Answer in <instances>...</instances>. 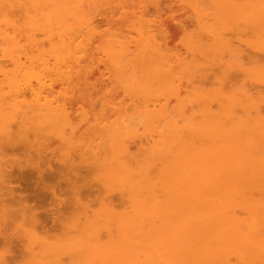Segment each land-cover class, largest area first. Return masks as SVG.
<instances>
[{
	"label": "rangeland",
	"instance_id": "obj_1",
	"mask_svg": "<svg viewBox=\"0 0 264 264\" xmlns=\"http://www.w3.org/2000/svg\"><path fill=\"white\" fill-rule=\"evenodd\" d=\"M50 1L61 2L62 0H50ZM74 1L79 4L80 10L83 15L84 23L83 25H81V27L79 28L77 27V29L76 26L73 25V27L75 26L74 31H72L73 30L72 29L69 32V33L72 32L71 34L74 36L73 37L72 35H68L73 37L72 43L70 45L72 46L73 49L66 56L58 55L56 54V52L55 53L51 52L52 50L51 44H56V42H58L59 40L57 38L58 36L56 35V33L54 34L56 37L52 35L54 37L51 36L52 39L50 38L49 40V36L47 37L45 33H43L44 32L43 30L42 31H40V29L35 31L32 30L31 34H33L34 41H36V42L32 41V43H34L33 46L31 44H28V42L31 43L30 41H28V38L25 39L26 37L25 33L27 32L26 27L25 29H20L21 31L18 30L22 34L18 33L17 29L20 28V26L23 27L20 21L24 22L25 20H28L30 16L29 14L35 13V15L37 14L36 16L40 15L41 11H39L40 10L39 6L36 5L34 7V10H32L30 6H27V8H30L31 10H28L29 13H26L27 15H24L25 17L22 14V12L24 11L20 10V7L18 6L17 7L19 8V10L15 6L12 7L14 9H9L8 12L12 10L11 13L6 12L8 8L2 9L4 10V12L2 11L0 12V14L4 13V20L5 17L7 16L6 18L9 20V23H11V25L10 24L7 25L9 27L7 28L5 24L0 22L2 24L0 25V28L2 26L5 32L9 34L8 37L12 35L11 37L14 36L13 38H15V41L19 40L18 41L19 46H23L24 50L20 49V51H17L18 54H20L18 55V57H19V62L21 64L20 65L21 67H17L14 64V62L9 59L8 55L6 56L1 53L2 49L6 50L7 48L6 46L7 43L5 45V41H3L4 42L3 43L1 40L2 43L0 44V81H1L0 83H2V88L0 89V94L6 93L7 95H9V91H11V93H14L12 95L11 94L9 95L10 96L9 99L8 97H6L7 95L6 96L4 95L7 99V100L4 99L5 102L8 101L6 103H8L9 107L12 106V108H23L27 103H31L36 98L39 99L40 102L48 101L52 103L53 106L63 105L66 107V110L68 112L67 114L68 120L66 122L67 124L65 122L64 125H62V123H58V125L57 124L54 125V123H52L53 125L51 124L50 126L48 124L47 119L50 120L51 116H49V118L45 116V119L43 116L40 117L35 116L33 119L36 123L38 118L40 119L43 118V121H45L46 123L44 124L47 127L49 125V127L47 128L44 127V125L40 124L42 120H40V123H38L37 121V124L39 125L35 124V126L37 125L39 127L40 125H42L43 129L44 128L45 129L38 130L39 128H42V126L39 128L36 126L37 129L34 132L37 135V137L40 135L41 138H39L40 137L39 136L37 139L36 135L35 138H32L31 136L30 138H32L31 139L32 144L36 148L43 150L44 153L47 154V156H50V161L52 163H54L56 159H60V160L64 158L67 159L69 157L68 153L70 152L73 153V150L75 149L77 151H79L80 149L87 150L86 155L89 157L92 154H95L92 152L93 151L95 152V150L97 149L96 151L99 150L98 151L99 154L101 153L100 157L104 156L101 158L102 160L100 159L99 156H97L98 160H100L99 162L106 161L105 163L103 162L102 163L106 164L104 166L105 168L106 166L108 168V166L110 165L113 166L115 165V163L117 164L115 160H117L118 158L119 159L122 158L120 156L124 157V155H122L121 153L122 152L124 153L126 151L127 152L126 161L128 165L127 167L129 170L131 169L130 171L126 169L128 173L126 171H123L122 169L121 170L122 172L120 171L121 175L118 174L119 175L118 176L116 174L119 177L118 178L115 175L116 167L115 168L111 167L112 174L108 176V178L106 177V175L104 176L103 174V172H105L106 170L105 168H104L105 170L98 169V171L96 170V172H94V176H97L100 179L102 178L101 180L99 179L98 181L100 182V184H102V190L103 192H105L104 197L106 196V194H108L107 196L111 197V195H113L112 198H116L114 197V194L115 193L119 194V197H122L119 200V202L121 201L122 204L121 202L119 203L118 201H116L114 205V209L117 212L115 211L113 212V214L108 212L106 213L105 209H103L105 202L102 201V199L99 200V203H96V201L93 202L96 199L95 198L92 201L93 205L90 203V206L87 209V215H88L87 218H89L92 215L93 217L92 216L91 217L94 218L93 220L92 219L90 220L91 217L88 220L86 218L83 219V222L86 223L85 225V223L81 222L82 220H79L82 219L83 216L81 217L79 214L75 212L73 214L72 211L73 215L77 214V216L75 215L76 217L75 216L73 217L71 213L69 214L70 216H72L69 217L70 219L65 218L66 217L65 216L62 221H64L63 223L66 222V225L64 224V226L62 227L63 224H61L60 228H58L59 227L58 226L57 227L58 229L56 228V230L55 229L52 230V232L54 231L56 232L54 236H52L51 235L52 232H50L48 237L45 240L42 241L40 240V242L37 238L35 239L36 234L37 237H39L38 235L42 234L38 228L36 234L34 233L31 234L30 232H34V231H32V227H30L28 223L27 224L26 222L24 223L23 222L24 220L21 219L19 216H15V217L12 216L14 218H11V221L10 219L7 222L4 220L5 225H3L4 222L3 224L2 222L0 223L1 225L0 232H3L2 230H4L5 232L7 229L5 233L10 234L14 239V244H15L13 249L14 254L12 256V254L8 253L7 245L3 243V241H1L0 239V261H1L0 264H33V263L46 264L48 259L49 261L47 262V264H51L50 263L51 261H55V263H57L56 262L57 259L60 260V261L58 260L60 262L59 264H86L90 259L87 260L85 257L90 258L91 254L94 255L95 252L98 251L104 252L106 254L105 255L106 259L108 257L110 258V260H112V262H114L117 259L116 256L117 254L120 253L121 255L120 254L119 255L120 257L122 256V258L119 257L120 258V259L118 258L119 262H115L116 264L124 263V261L122 262V259L126 258L128 253H130L132 259H137V256L134 254V252L135 253L137 252V255H140L141 253L140 257L142 258L139 257L140 260L141 259L144 260L146 258L144 262L147 264H158L157 258L159 259L160 256H161L160 259L162 260L159 263L166 264L167 262L168 264V262L171 261L169 263L177 264L179 263V261L181 263V259H182L181 264H184L185 261L188 260L187 257L185 258L184 256L183 257L181 256L180 260H176L179 258V256L176 253L174 254V251H172L171 254H167L166 252L170 253L171 251L167 248H164L163 245L162 246L160 244L156 245L160 249L154 248L156 247L154 245L155 244L154 242H156V240L155 241L154 239L152 240L153 233L151 234L150 231L151 232H153L154 230H158V232L160 230L164 231L163 227L164 228L169 227V226L168 227L164 226L163 222H162L163 224H161V221L159 220L158 217L160 215V218L162 220L164 216H162L160 213L159 214H154L155 212L150 213L151 217L150 216L147 217L146 216L147 214L146 215L143 214L147 218L146 217L143 218L144 216H139V217L136 216L134 218V221H132V223L134 222L136 226L139 221L141 220L146 221V222L142 221V223L141 222L139 223H141V225H143L142 227H144L141 228L143 232L145 231L147 232V230L153 228V231L151 229L148 231L151 234V236L147 232L149 236L147 237V239L144 238L145 240L143 247H142L143 245L142 243L138 245V248L140 247L139 249H137L136 246H135L136 249L134 247L132 248L131 246L132 243L131 242L127 243V241H124L123 243L126 245V247L129 244L128 246H130L129 247L130 252H128L129 250H127L126 248L125 249L123 248V245L120 244V242L122 243L121 241L122 234L120 233L121 231H124V229L125 231L128 230L130 218L127 216V212L130 211L131 214L130 207L132 205L130 203L128 196L132 193L133 194L135 193L134 195L132 194V197L137 195V198H139L138 196H140V198L143 196L144 198V196L147 195L148 189H150L149 186L151 187V183L148 182L152 181L151 177L155 174V172L158 171L159 167L165 164L163 160L165 158L163 157L164 151L162 150V146L161 147H157V146H159V144L162 145L161 142L164 143L162 140L165 141L169 139L168 136H170L171 133L174 134L173 128H175V130L181 131V133L183 130L182 133L183 137H186V140L187 139L190 140L189 138L190 134H188L190 131L186 132V129L189 128L188 130H190L193 127V125H195L198 128L200 137L198 136V138H196L195 141L193 142L198 144L197 146H200L202 148L205 147L208 148L213 145L216 146L217 143L221 142L219 140H216L218 136L215 137V140L217 142L214 140V138H212V136L211 137L206 136L208 134V133L206 134V132L208 131L207 127L213 128V126L211 127L209 125L211 124V121L216 122V120L218 119V121L220 120L219 126L220 124L224 123L223 124L224 127L225 126L226 127L234 126L235 128L237 127L236 129H234V131H232L231 135L229 136L231 137L234 135L232 137L233 142H240L243 140L240 138L243 137L245 134L247 135L244 127L245 124L242 126H237L238 124H240L241 120H243L242 122L246 120L247 121L246 124H250V125H256L257 124L256 122L264 125V28H262L264 27V22L261 21L262 23L261 24L259 21L258 23L257 22L255 24L253 23V25L249 22H245L244 24L245 20L243 19L244 17H247L246 15L250 13L249 11V13L246 14L248 9L254 11L253 8L256 9V7L258 6L256 10L260 12L261 10L259 8L264 7V0H256V1L249 0L251 3L248 0H243V1L236 0V2L240 6L241 14L244 12L243 10L246 11L242 15H240L239 12L236 13L239 7L236 8L235 12L233 11V7H231V4H234L235 2L231 0L228 1H231L232 3L229 2L226 3L227 0L225 1L221 0V2L224 3L222 5L225 6H222L220 4L221 2H218L219 3L218 5L216 2L217 0H68V2H74ZM245 1L248 2L243 5H240V3H244ZM18 2L20 3L21 0ZM18 2L16 4H18ZM22 2L24 4H27L28 1L22 0ZM215 2L217 6L219 7L222 6V8L216 7ZM252 3H254L253 5L257 3V5L253 7ZM36 4H38V2ZM247 4L250 6V8L247 7L248 6ZM251 6L253 7L252 9ZM224 8H225V12H224ZM219 10H221V12ZM253 11H251V13H253ZM258 11H254V14L255 12L257 13ZM231 12L233 13V15H231L232 14ZM6 13H8V15H6ZM35 15L33 14L34 17ZM226 15L227 17H224ZM26 16H28L27 19H25ZM218 16L221 18H218ZM39 17L41 18V16ZM40 18L38 19L37 17L39 21L42 20ZM236 18L238 20H236ZM13 22L18 25L19 23L21 24L19 25V27L18 25H16L18 27L17 28L16 26H14ZM139 22L140 23L143 22L142 23L143 25L145 23L146 24L145 27L148 33H150V35H153V38L156 41V43L158 41L157 43L158 45L159 43L161 44L160 48L163 52V55L166 54L165 58L166 59L168 58L167 60L169 61L167 62V60H165V65L167 64L168 66L167 76L168 78L171 79L172 82L170 83V79L166 80L167 82L164 79V81H162V83L164 84L159 83L161 85V89H160V86L156 81L158 86L156 87L154 86V88H156L154 89L155 91L152 89V87H148L146 89L148 85L143 84L141 88L140 86L138 88L134 86L135 85L134 84L132 86L136 88L135 91L138 88V93L136 92L135 94L132 91L133 88H130L132 86L129 87V84L127 83L129 80H130L129 82H131L132 80L131 75L133 77L134 74L132 72H129L130 70L127 71L126 69L128 68L124 70V72L127 71L125 72L126 75L123 71H122L124 73L123 75L122 72L121 74H119L120 72L117 71L118 69V67H116L117 65L113 66L114 62H112L113 64L111 63L112 59L110 56H107L105 51L107 49L106 45L110 44L109 42L111 41V39L113 38L115 39L116 37L115 39L116 47H114L113 45L114 42L113 44L112 43L110 44L111 46L114 47V49L119 50L117 48H120L119 46L121 44L124 45V42L126 41L125 45L127 44L126 46L127 50L129 52H133L135 50L134 49L135 46L133 45L134 44L136 45V41L139 38L137 32V27L140 25ZM248 23L249 25H247ZM237 24H239L238 25L239 27H237ZM254 25H257V27ZM242 26L243 27L246 26V27L243 28ZM15 27L16 29H14ZM250 27L252 29H250ZM12 30H14L15 32ZM259 30L261 32H259ZM26 34H28V32ZM67 34L64 35L67 36ZM111 35H115V37H111ZM66 36H64L65 39H68V37ZM109 38L110 41L108 42ZM117 42L119 44L118 47H117ZM21 51H23L25 54L23 52L21 54L20 53ZM29 55L30 57H28ZM246 55L256 56V59L254 61L252 60L253 62H250L251 58L249 59ZM176 64L178 65V68H175ZM172 65H174V68ZM177 69L180 70L177 71ZM24 71L25 73L26 72L29 73L26 75ZM117 72H119L118 74L120 75L119 77L121 78V81L118 80L119 77ZM4 73L6 74V76H12V75L17 76L16 78L21 79L22 81L23 79H25L24 82L29 81L31 87H33L32 90L31 91L24 90V91H20V93L19 92L15 93L13 89L10 90L11 87L6 86L8 84L6 78H5L6 83H4ZM24 74L26 75L25 78H24ZM173 74L174 76H177L179 74L178 75L179 77L175 78L174 76H172ZM121 75L124 77H122ZM173 77L175 78V80H173L174 79ZM133 78L136 79L135 77ZM21 80L18 81L21 82ZM136 80H132V82ZM154 81L155 80H153V82ZM156 82L154 83L155 85ZM149 88L150 90L152 89L151 91H153L152 92L153 97H156V99L150 98V96L148 95L149 94L148 91H150L148 90ZM140 89L141 91H139ZM151 91H150V95H152ZM223 92L229 95L226 97L227 94L225 95ZM218 93L221 94V96H219ZM231 93L234 95H232ZM232 96L235 98L231 99ZM227 99L229 102H226ZM234 99L235 101H233ZM144 100H146L145 103H143ZM154 100H155V104H154ZM6 103H4L5 107L7 106ZM146 106L149 109H147ZM143 108H146L145 110H149V113H147L148 115L140 111V109H142L144 112L145 110ZM154 109L156 110L153 111ZM257 110H258V114L256 115L255 111L257 112ZM161 112L164 113L165 115L149 116V114L154 115ZM237 118H239V120ZM51 122L53 121L51 120ZM213 124L214 123H212V125ZM216 124L217 123H215L214 126H216ZM198 125L200 128L198 127ZM168 126L170 127V129ZM184 126L186 127V129L184 128ZM176 127H180V128L177 129ZM201 127L204 128L202 129L203 131L201 130ZM205 128L206 131L204 133ZM201 133L202 135L205 134V136L204 135L201 136ZM164 135L167 136V139L165 138L166 136ZM214 136L215 135H213V137ZM2 137L3 136L0 135V145H1L0 148L3 147L4 149V142L2 141L4 137L3 138ZM163 137L165 139H163ZM210 138H212L213 141L212 139L210 140ZM247 138L248 140H250L252 139V136L248 137L247 135ZM33 140L35 142H33ZM158 140H160L161 142H159L156 145L157 147L156 150L154 149L155 147L154 145L155 143L158 142ZM214 141L216 144H214ZM166 142L168 143V140ZM245 146H248L247 142L244 143L243 149L248 148ZM48 150H50L51 152ZM116 150H118L120 156ZM47 151L50 152V154ZM115 151L116 154L118 153L117 155H115ZM8 152H5V154ZM66 155L68 156L66 157ZM117 156L119 157L117 158ZM154 156L155 157L158 156L157 158H160L161 160L156 158L158 160L157 163V160L153 158ZM8 160H9L8 156L4 155V165H8L7 164ZM112 161H115V163H113ZM151 161L154 163V166L153 165L150 166V163L153 164ZM100 166L103 167L101 164ZM137 168H139L140 170H138ZM134 169L137 170V172H135ZM100 170H103V172ZM117 170L120 169L117 168ZM123 172L128 174V176H126L125 173L123 174ZM131 172L132 174L135 173L138 174L139 176H136L135 174L131 175ZM144 177L146 178V180L144 179ZM148 177L149 179L150 178L151 179L147 182ZM118 180H121V182H118ZM142 181H146V182H142ZM144 183H146V185ZM140 184H143V186H141ZM130 187L133 188V192L130 190ZM100 188L101 187H99V189ZM124 188L126 189V191L124 190ZM136 189L138 190V192ZM102 190L100 191L102 192ZM128 190H130L131 192ZM252 190L245 191V196L250 197V199H253L251 200L252 202H254V199L258 200V198L260 199V197L264 195L262 194V192L259 191L257 192L255 189ZM148 194L150 195V192ZM154 194L162 195V192L154 190ZM250 194L253 195V197ZM149 195H147L146 197L148 198ZM119 197H117V199ZM137 198L135 197L136 200ZM97 199H99V197ZM239 200L240 198L238 199V201ZM100 203H103V205H100ZM127 203H129V205ZM260 204L262 205L264 203L261 202ZM260 204H258L259 208L255 209L256 212L255 211L253 212L251 210H246L247 209L246 207V209H244L245 211H242L243 208L242 209L238 208L237 211L236 208V214L238 216L247 219L249 218V214L250 213L252 214V212L253 214L260 212L264 213V209H262L264 207H260ZM127 205L130 207H128ZM127 208H129V210ZM101 210H104L105 212L104 211L102 212ZM88 211L90 213H88ZM130 214L128 215L130 216ZM115 216H116V220L114 218ZM120 216H122L124 219L128 217V221L125 220L126 221L125 223L124 219ZM153 217L154 218L156 217L155 220H153ZM16 220L18 222L20 220H23L22 222L26 225L24 226V224L21 223L20 221L21 226L27 227L28 225V227L31 228V230L29 229L27 230L26 228L25 229L30 232H27L24 229V227L22 228L21 226H19V223L18 222L16 223ZM104 221L105 223H107L106 226H108L107 228H109L107 230H109L108 232L110 233V235H108L109 233L107 234V230H105L106 226L103 225ZM120 221L124 222L125 224L122 222L119 223ZM155 221L157 222L158 226H155L156 225ZM12 222L13 223L15 222V224L17 225L13 224ZM87 222H89L90 224L88 225ZM150 222H152L151 225H154V227L150 226ZM176 222L177 221H175V223ZM145 223H147V225ZM121 224L124 225L121 226ZM46 225L47 226L51 225V219H48ZM159 225L163 227H160ZM173 225L177 226L176 224ZM6 226L7 228L5 229ZM96 228H99V230H96V233H94ZM169 229L172 230L173 228L171 227ZM169 229L166 230L168 231ZM116 230H117V234H116ZM168 232L170 233L171 231L169 230ZM163 235L165 236L169 234L168 233L165 234L164 232ZM93 236L97 241V242L95 241L96 242L95 245H94ZM47 239L48 241H50L51 244L48 243V245H46L45 241H47ZM105 240H107V244ZM150 240L152 241L150 242ZM38 242L40 244H37ZM88 242L90 244H88ZM182 242H183L182 244H184L185 241ZM52 244H54L53 248H52L53 246ZM87 244L90 245L91 247H89ZM113 244L115 246V249L119 248V246L121 245L122 247H120V249L122 251L118 250L117 252L115 251V249L113 250L114 247L112 246ZM179 244L182 245L181 242H179ZM39 245H43V246L41 247ZM116 245L118 246L116 247ZM148 245H150L151 247H149ZM29 246L31 250L28 252V250L30 249ZM49 246L51 248H49ZM92 246H94L95 248H93ZM147 246L149 250H151L150 253L148 252V248H146ZM111 247L112 249H110ZM162 247L165 250H161L163 249ZM96 248L98 249V251L97 250L95 251ZM143 248L144 250L147 249L144 251L145 254L143 252ZM44 249H46V251ZM132 249H135V251L133 252ZM140 249L141 251H138ZM40 250L44 251V253L41 252ZM49 251H51L52 254H49ZM120 251L121 252L124 251V252L121 253ZM146 251L149 254H147ZM47 252L49 255H51V257L48 255V257L46 256L48 259L45 260V255H47ZM112 252H116L117 254ZM97 254L99 253H96L95 255ZM114 254L116 256H114ZM150 254L151 256L153 255L152 256L153 258L150 256ZM163 254L165 257H167V260L163 256ZM232 254L231 256H229L228 259L230 264H236L237 262H238L237 264H240V262L235 257V255L233 254L234 256H232ZM30 255L31 256L33 255L32 258ZM147 255L150 262L149 260H147ZM170 256L174 258L168 260L170 259L169 258ZM49 257L52 259L50 260ZM115 257L116 259L114 260ZM129 257L127 258L129 259ZM150 257L153 259L152 262H151L152 259ZM163 257L165 258V260L163 259ZM53 258H55L56 260H54ZM96 259L95 257L93 258L94 264H97L98 260ZM30 261L33 263H30Z\"/></svg>",
	"mask_w": 264,
	"mask_h": 264
},
{
	"label": "bare ground",
	"instance_id": "obj_2",
	"mask_svg": "<svg viewBox=\"0 0 264 264\" xmlns=\"http://www.w3.org/2000/svg\"><path fill=\"white\" fill-rule=\"evenodd\" d=\"M18 1H20V0H0V10H1L0 12H2V11L4 12V10H2L4 8H8L6 10V12H8L9 9H14V8H12L13 6H15V7L18 6V7H20V10L24 11V12H22V14L24 16V15H27L26 13H29L28 10H31V9L34 10V7L36 5L39 6V8H40L39 11H41L40 15H39V16H41V18L39 16H36L37 14L35 15V13H33L36 18L33 16V14H29L30 15V16L28 15L29 18H28V16H26V18H25V19L28 18V20H25L26 22L20 21L22 24L19 23V25L20 24L23 25L24 28L21 26H20V28H18L19 25L15 24L13 22L14 26L18 25V27L16 26L18 28L17 31L18 30L21 31L20 29H25V27H26L28 34L30 33L28 35V34H26L27 32L25 31L26 32L25 33V35H26L25 39L28 38V41L31 42V43H29L27 41L28 44H31L33 46L34 43H32V41L36 42V41H34L33 34H31L32 30H34V31L39 30V29H40V31L43 30L44 31L43 33H45V35L47 37L49 36V40H50V38L52 39V37H54L55 36L54 34L56 33V35L58 36L57 38L59 39V40L57 39L59 43L58 42H56V44L50 43L51 47H52V50L50 49L51 52H54V53L56 52V54H58V55H65V56L68 55L70 53V51H72V49H73L72 46H70V45H71L73 37H74L71 34L72 32L71 33H69V32L72 29H73L72 31H74L75 26L77 29V27L78 28L81 27V25H83V23H84L83 15H82V12L80 10L79 4L75 1L74 2H68V0H64V1L62 0L61 2H59V1L55 2V1H50V0H41V1L40 0H27L28 1L27 4H24L22 2V0L20 3ZM223 1H225V0H223ZM231 1H233L237 4V7H236L235 3H234L235 5L231 4V7H233L234 12H235L236 8H238V7L239 8L237 9L238 11L236 13L239 12L240 15H242L244 12H246L245 10H243L244 12L241 14L240 6L236 2V0H231ZM231 1L227 0L226 3H228V2L232 3ZM250 1H252V0H250ZM254 1H256V0H254ZM17 2H18V4H16ZM37 2H38V4H36ZM216 2L219 5L218 2H221V0H219V1L217 0ZM216 2H215V5L218 8H220V7L222 8V6H225V5H222L224 3L221 2L220 4L222 6L219 7V6H217ZM247 2L245 1L244 3H240V5H243ZM254 3H252V5ZM255 5H257V3ZM255 5H253V7H255ZM258 5H259V3H258ZM27 6H30L31 9L27 8ZM18 7H17V9L19 10ZM247 7L250 8L249 5ZM253 7L251 6V9ZM257 8H258V6L256 7V9ZM253 9H254V11H258L255 8H253ZM259 9L261 11L260 12L258 11L257 13L255 12V14H254L253 10L248 9L246 14L249 13V11H250V13H251V11H253V13H251V14L249 13L248 15H246L247 17L243 18L245 20L244 24H245V22H249L252 25H253V23L254 24L256 22L258 23L259 21H260V23H261V21L264 22V11H262V10H264V7H261ZM219 11L221 12V10H219ZM11 12H12V10L9 11L8 13H11ZM35 12H36V10H35ZM224 12H225V8H224ZM8 13H6V15H8ZM231 15H233V13ZM0 16H1V19H0L1 23L5 24V26H7L9 24L11 25V23H9V20L6 18L7 16L5 17V20H4V13H1ZM221 16H222V14H221ZM230 16H228V17H230ZM37 17H38V19L39 18L42 19V20H40L41 22L37 19ZM224 17H227V15ZM218 18H221V17L218 16ZM236 20H238V19L236 18ZM1 23H0V25H2ZM13 23H12V25H13ZM142 23L139 22L140 25L137 27V32H138L139 38L136 41V45L135 44L133 45V46H135V48H134L135 50L134 51L132 50L133 52H129L127 50V47H126L127 44L125 45L126 41L124 42V45L121 44L119 46L120 48H117L119 50L114 49V47H116V44H115L116 37H115V35H111V37H115V39L113 38L110 41V38H109L108 42L110 41L109 42L110 44L111 43L113 44V42H114V44H113L114 47L111 46L110 44L106 45L107 49L105 48L106 49L105 53L107 54V56L111 57V59H112L111 63L114 62V64L112 63L113 66L117 65L116 67H118V69H119V70L117 69V71L120 72V73L117 72V74L118 73L121 74V72L122 71L124 72V70L126 68H128V69H126L127 71L130 70L129 72H132L134 74L133 77H135L137 80L134 79L131 75L132 80H136V81L132 82V80H131V82H132L131 83V82H129L130 81L129 80L127 82L129 84V87L135 84L134 86H136L138 88L140 86V88H141V86L143 84H145V85H148L146 87V89L148 87H152V89L154 90V89H156V88H154V86L155 87L158 86V84L162 83V81H164V79H165V81L170 79L167 76L168 66H167V64L165 65V60H167L168 58L167 59L165 58L166 54L163 55V52L160 48L161 44L159 43V45H158L157 44L158 41L156 43V41L153 38V35H150V33H148V31L145 27L146 24L144 23V25H143ZM249 23L247 25H249ZM261 24H260V27H261ZM73 25H75V26L73 27ZM238 25L239 24H237V27H239ZM254 26L257 27V25H254ZM254 26H253V28H254ZM16 27L14 29H16ZM244 27H246V26H244ZM7 28H9V27L7 26ZM262 28H264V27H262ZM250 29H252V28L250 27ZM241 30H242V28H241ZM260 30H259V32H261ZM12 31H14V30H12ZM19 31H18V33H21ZM29 31H31V32H29ZM64 34H67V36ZM8 35L9 34L7 32H5V30L1 26V28H0V44L3 41H5V45L7 43V45H6L7 48L5 47L6 50L2 49L1 53L3 55H6V56L8 55L9 59L12 60L17 67H21L20 66L21 64L19 62V57H18V55H20V54H18L17 51H20V49H23V46H19V43H18L19 40L15 41V38H13L14 36L11 37L12 36L11 35L8 37ZM52 35H54V36H52ZM63 35L68 37V39H65V37ZM68 35H72L73 37L68 36ZM62 37H64V38H62ZM70 38H72V39H70ZM1 40H2V42H1ZM65 40H67V41H65ZM68 40H71V41H68ZM117 40H118V38H117ZM118 45L119 44L117 42V47H118ZM22 52L23 51H21L20 53L22 54ZM15 53H16V55H15ZM246 56L249 59L251 58L250 62H253L256 59V56H252V55H246ZM28 57H30V55ZM167 62H169V61L167 60ZM172 66L174 68V65H172ZM175 68H178L177 64H176ZM178 70H180V69H177V71ZM245 70H248V69H245ZM127 71H125V72H127ZM177 71H176V73H177ZM123 72H122V75L125 73V72L124 73ZM24 73H25V71H24ZM28 73L29 72H26L25 74L27 75ZM25 74H24V78L26 76ZM119 74H118V77L120 76ZM125 75H126V73H125ZM178 75L174 76V74H173L172 76L177 78V77H179ZM16 77L17 76H14V75L6 76V74L4 73V83H6L5 78L7 79V83H8L7 85L6 84H4V85L11 87L10 90L13 89L15 91V93H17V92L20 93V91H24V90H29V91L32 90L33 87H31L29 81L24 82L25 79H23V81H22L21 79H18ZM122 77H124V76H122ZM175 78L173 80H175ZM18 80L19 81L21 80L22 83L19 82ZM118 80L121 81V78L119 77ZM124 80H125V78H124ZM153 80H155V81L153 82ZM122 81H123V78H122ZM156 81L158 82V84ZM155 82H156V85L154 84ZM171 82L172 81L170 79V83ZM0 84H1L0 85V89H1L2 83H0ZM150 84H151V86H150ZM162 84H164V83H162ZM159 86L161 89L160 84H159ZM130 88H133V90H132L133 93H135V94H136V92L138 93V88L136 91H135V89H136L135 87L132 86ZM148 90H150V88ZM139 91H141V89ZM150 91H148V93H149L148 95L150 96V98L156 99V97H153V94H152L153 91H151L152 95H150ZM219 93H221V92H219ZM223 93L225 95L227 94L225 92H223ZM10 94L12 95L14 93H11V91H9V95ZM4 95L6 96L7 94L6 93L0 94V135H2L4 137V139H2V141L4 142V149H3V147L0 148V223L2 222V224H3V222H4L3 225H5V221L7 222L9 219L11 221V218H14L15 216H19L21 219L24 220V221L20 220L21 223H23V222L24 223L26 222V224L28 223L29 226L32 227V231H34V232L27 231L28 229L31 230V228H29L28 225H27V227H24L26 224L23 223L24 224L23 227H24V229L25 228L27 229V230L25 229L27 232H30L31 234L32 233L36 234L37 228L39 229V231L43 235L41 233H39L41 235H38L39 237H37V234H36L35 239L37 238L40 242V240L41 241L45 240L48 237L49 233L52 232V230H54V229L56 230V228L58 226H59L58 228H60L61 224H63L62 227L64 226V224L66 225V222L63 223L64 221H62V220L64 219L65 216H66L65 218L72 217L69 215L70 213H71V215H73L75 212V213L79 214L81 217L83 216L82 219H79V220H82L81 222H83V219H85V218L88 220L92 215L89 218H87L88 217L87 209L89 208L90 203L92 204V201L95 198L96 199L93 202L96 201V203H99V200L102 199V201L105 202L103 209H105L106 213L108 212V213L113 214V212L116 211L114 209V205H115L116 201L119 202V200L122 197H119V194H116V193H115L116 195L114 194V197H116V198H112L113 195H111V197L107 196L108 194H106L107 198H106V196L104 197L105 192H103V190H102V184H100V182L98 181L100 178H98L97 176H94V172H96V170L98 171V169H104L105 168L104 166L106 165V164H103L106 162L105 160H104L105 162L102 161L103 163L99 162L100 160H98L97 156L100 157V154H101V153L99 154V152H98L99 150L96 151L97 149L96 150L93 149V150H95V152L93 151L92 153H95V154L90 153L92 155L89 157L86 155L87 150H81L80 149L79 151H77L75 149V150H73V153H71L69 151L70 153H68L69 157L67 159L66 158L61 159V160L56 159L55 162L52 163L50 161V156H47V154H45L43 150L36 148L32 144L31 139L35 138L36 134L34 131L37 129V127H38L37 125H39V124H37V121H38V123H40V120H42L40 124L44 125V127H47L45 125L46 124L45 121H43V118L42 119L38 118V120L36 119L37 121L35 123V121L33 120L34 117L35 116L36 117L43 116L45 119V116H47V118H49V116H51L50 120L47 119L48 124L50 126L52 123H54V125H56V124L58 125V123H62V125H64L68 120V118H67L68 112L66 110V107L63 105H61V106L54 105L53 106L52 103H50L48 101L47 102L46 101L40 102L39 99L36 98L31 103H27L25 105V107H23V108H12V106L9 107L8 103H6L8 101L5 102V100H7L6 97H8V99H9L10 96L7 95L5 97ZM228 95L229 94H227L226 97ZM232 95H234V94H232ZM219 96H221V94H219ZM233 98H235V97L232 96L231 99H233ZM145 101L146 100H144L143 103H145ZM233 101H235V99ZM226 102H229L228 99ZM4 103H6L8 108H7V106L5 107ZM147 103H150V102H147ZM151 104H152V102H151ZM154 104H155V100H154ZM146 108L149 109L147 106H146ZM146 108H143V109L145 110ZM164 109H166V108H164ZM155 110L156 109H154L153 111H155ZM140 111H142V113H145V114L149 113V110H145L147 112H145V111L143 112V110L140 109ZM255 113L257 115L258 110H257V112L255 111ZM164 115L165 114L162 112L158 113V114H154V115L149 114V116H164ZM237 119L239 120V118H237ZM51 120L53 122H51ZM214 120H215V118H214ZM217 121H218V119L216 120V122L211 121V124H209V125L211 127L213 126V128L207 127L208 131L206 132V134L208 133L206 136H210V137L212 136V138H214V140H215V137L218 136V138L216 140L221 141V142L218 141L219 143L216 144L215 143L216 140H215L214 144H216V146L213 145L214 147L211 146L208 148H206V147L202 148L200 146H197L198 144L193 142V141H195L196 138H198V136L200 137L199 132H198V128L195 125H193V127L190 130H188L189 128L186 129V127L184 126V128L186 129V132L190 131L188 133V134H190L189 135L190 140H188V139L186 140V137H183V134H182L183 130L181 133V131L175 130V128H173L174 134L169 133L170 134V136H168L169 139H167V136L164 135V136H166L165 138L168 140V143L166 142L167 140H165V141L162 140L164 142V143H162L160 141L161 139L158 140L157 143H155L154 149L162 146V150L164 151L163 157L165 158L163 160H164L165 164L162 165L160 163L162 166L159 167L158 171L155 172L154 175L152 173V175H153L151 177L152 181L148 182L151 179V178L149 179V177H148L147 182L151 183V187L149 186L150 189H148V192H147V195H149L148 193L150 192V195L148 196V198L146 197L147 195H145L144 198H143V196L141 198H140V196H138L139 198H137V195L132 197L133 193L128 196L130 203L132 204L130 207V206H128L129 203H127L128 204L127 206L131 208V214H130V211L127 212V216L130 218L129 227H128V230H126V231H125V229H124V231H121L119 229L121 231L120 234H122L121 235L122 243L120 242V244L123 245L124 249L126 248L127 250H129L128 252H130V248H129L130 246H128L129 245L128 244L126 247V245L123 243L124 241H127V243L131 242L132 248L133 247L135 248V246H136V248L139 249L140 247L138 248V245L140 243L143 244L142 247L144 246V240L147 239V237L149 236L148 231L150 229L153 231V228H150L149 230L146 229L148 233L146 231L143 232L141 228H144V227H142L143 225H141V223L144 220L139 221L141 223L138 222V224L136 223L137 225L135 226V223L134 222L132 223V221H134V218L136 216L139 217V216H144L146 214H147L146 215L147 217L148 216L151 217L150 213L155 212L154 214L160 213L162 216H164V218H162V220L160 218V215L158 218L161 221V224L164 223L163 224L164 226H167V227L169 226V227L164 228L163 226L159 225L160 227H163L164 231L163 230H160L162 232H160V231L158 232V230H154L153 232L150 231L151 234L153 233L152 240L153 239H154V241L156 240V242H154L155 243L154 245L156 246V245L160 244L161 246L163 245L164 248L169 249L171 252L170 253L166 252L167 254H171L172 251H174V254L176 253L179 256V258L176 260H180L181 256L182 257L184 256L185 258L187 257L188 260L186 259L187 261H185L184 264H230L228 259L232 253L238 259L240 264H264V213L260 212V213L253 214L255 209L259 208L258 204H260L261 202L264 203V201H262V200H264V197H262L264 195L261 196L262 198L261 197H260V199L258 198V200L254 199V202L251 201L253 199H250V197L245 196V191L252 190V189H255L257 192L259 191V192H262V194H264V125H262L261 123H258V122H256L257 124L253 123L256 125H250V124H246V122H247L246 120H244V122H242L243 120H241L240 124H238L237 126H242L245 124L244 127L246 130V133H247L248 137L252 136V139L249 138L250 140H248L247 135L243 134L244 136L240 138V139H243L242 141L233 142L232 137L234 135L231 137H229V136L231 135L232 131H234V129H236L237 127L236 128L234 126H231V127L225 126L224 127L223 126L224 123L222 121L221 122L223 124H220V126H219L220 120L218 122ZM212 123H214V124L217 123V124H216V126H214V124L212 125ZM35 124H37L36 125L37 127L35 126ZM197 124H199V123H197ZM42 125H40L39 127H41ZM49 125H48V127H49ZM59 125H61V124H59ZM225 125H226V123H225ZM32 126H35V127H32ZM171 127H173V126H171ZM198 127H199V125H198ZM176 128L179 129L180 127H176ZM40 129L44 130L45 128L43 129V126H42V128H39L38 130H40ZM169 129H170V127H169ZM202 129H204V128L201 127V130ZM167 131H166V133H167ZM202 131H200V132H202ZM205 131H206V128L204 130V133H205ZM209 131H210L211 135H210ZM43 132H45V131H43ZM212 134L215 136L213 137ZM249 134H250V136H249ZM203 135L205 136V134H203ZM203 135L201 133V136H203ZM30 136L32 138H30ZM237 136H238V134H237ZM245 136H246V138H245ZM36 137H37V135H36ZM38 137H37V139H38ZM39 138H41V136ZM165 138L163 137V139H165ZM212 138H210V140ZM237 139H238V137H237ZM34 140H36V139H34ZM34 140H33V142H35ZM212 141H213V139H212ZM159 142H161L162 145L159 144V146L156 147V145ZM246 142H247L248 146H245V147H248V148L243 149V145ZM0 147H1V145H0ZM122 149H121V151H122ZM250 149L252 152L250 151ZM48 151H50V150H48ZM116 151L118 152V150H116ZM116 151H115V155H117L119 153L118 152L116 154ZM119 151H120V148H119ZM124 151H125V149H124ZM5 152H8V153L5 154ZM50 152H48V153L50 154ZM121 154L124 155V157L120 156V153H119V156L122 157L123 159L122 158L119 159L118 158L119 156H117L118 159L115 160L117 162V164L115 163V161H112L113 163H115V165L111 166L109 164L110 166H108V168L106 166V168H105L106 170L104 169L105 172H103V170H100L103 172L104 176L106 175V177L108 178V176H110L112 174L111 167H114V168L116 167L117 173L115 172V175L116 174L121 175L120 173L122 172L121 171L122 169H123V171H126V169H128V167H127L128 165H127V161H126L127 152L125 151L124 153L122 152ZM4 155L8 156V159H9L7 161L8 165H4ZM68 155H66V157ZM103 155H104V153H103ZM102 157H104V156H101L100 159ZM157 157L154 156L153 158L156 159ZM157 159H160V158H157ZM157 163H158V160H157ZM100 164L103 167H101ZM128 164H130V163H128ZM151 165L154 166V163L153 164L150 163V166ZM117 168L120 170H117ZM137 169L140 170L139 168H137ZM151 169H152V167H151ZM114 171H115V169H114ZM135 172H137V170H135ZM124 173L125 172H123V174ZM139 173H140V171H139ZM149 173H151V172H149ZM134 174H132V172H131V175H134ZM117 175H116V177L119 176V175L118 176ZM125 175L128 176V174H126V173H125ZM135 175L139 176L138 174H135ZM144 179L146 180L145 177H144ZM121 180H118V182H121ZM142 182H146V181H142ZM133 184H132V186H133ZM144 184L146 185V183H144ZM140 185L143 186V184H140ZM99 187H101V188L99 189ZM100 190H102L103 193ZM124 190L126 191L125 188H124ZM130 190L133 192V188L130 187ZM130 190H128V191H130ZM154 190L162 192V195L154 194ZM137 192H138V190H137ZM125 194H128V193H125ZM141 194H142V192H141ZM120 195H121V193H120ZM251 196L253 197V195H251ZM98 197H99V199H97ZM117 197H119V198L117 199ZM135 197L137 198V200L135 199ZM237 198L238 199L240 198V200L238 201ZM46 203H48V204H46ZM103 203H100V205H103ZM253 203H255V204H253ZM256 203H257V206H256ZM121 204H122V202H121ZM124 204H125V201H124ZM262 205H264V204H262ZM262 205L260 204V207H264ZM246 207H247V209H246ZM236 208H237V211H238V208L239 209L243 208L242 211H245L244 209H246V210H251L253 212H252V214L247 213V214H249V218L246 219V218L238 216L236 214ZM124 209H126V208H124ZM127 209L129 210V208H127ZM262 209H264V208H262ZM72 211H73V214H72ZM101 211L103 212L104 210H101ZM259 211H260V209H259ZM88 213H90V212L88 211ZM94 213H96V212H94ZM94 213H91V214H94ZM77 214H75V215L77 216ZM122 214H124V213H122ZM128 214H130V216ZM148 214H150V215H148ZM75 215H73V217ZM12 216H14V217H12ZM146 216H144L143 218H145ZM4 217H5V219H4ZM7 217H9V218H7ZM92 217L90 218V220L94 219ZM120 217H122V216H120ZM128 217L125 219L122 217L124 219L125 223H126V221H128ZM6 218H7V220H6ZM114 218L116 220V216ZM155 218L153 217V220H155ZM48 219H51V225L50 226L46 225ZM77 219H78V217H77ZM20 221L18 222L16 220V223L18 222L19 226H21ZM175 221H177V222L175 223ZM121 222L122 221H120L119 223H121ZM124 222H122V223H124ZM144 222H146V221H144ZM83 223H85V222H83ZM87 223H88V225L90 224L89 222H87ZM151 223L152 222H150V226L154 227V225H151ZM13 224H15V222ZM91 224H93V223H91ZM124 224H121V226H123ZM145 224L147 225V223H145ZM155 224H156L155 226H158L157 222ZM173 224H176L177 226H175ZM15 225H17V224H15ZM85 225H86V223H85ZM103 225L106 226L107 223H105V221H104ZM126 226H128V225H126ZM126 226H125V228H126ZM107 227L108 226L105 227L106 228L105 230L109 229ZM171 227L173 228L172 230L169 229ZM6 228H7V226L5 227V229ZM166 229H169L172 233L171 232L169 233L168 232L169 230L167 231ZM93 230H92V233H93ZM96 230H99V228H96L94 233H96ZM2 231L3 232H0V239H1V241H3V243H5L7 245L8 253L12 254V256H13V254H14L13 249H14V245H15L14 239L12 238V236L10 234L5 233L7 231V229L5 232H4V230H2ZM108 231L109 230H107V234L109 233ZM156 231H157V233H156ZM54 232H52V234H51L52 236H54V234H56V232L55 233ZM164 232H165V234L168 233L169 235L164 236L163 235ZM116 234H117V230H116ZM151 234H150V236H151ZM93 235H95V234H93ZM108 235H110V233ZM154 236H155V238H154ZM93 239H94V245H95V243L97 241L95 240L94 236H93ZM152 240H150V242ZM90 241H93V240H90ZM105 241L107 244V240H105ZM182 241H185L184 244H182L183 243ZM35 242H37V241H35ZM39 242L37 244H40ZM109 242H111V241H109ZM179 242H181L182 245H180ZM45 243H46V245H48V243H50V241H48V239H47V241H45ZM88 244H90V243L88 242ZM114 244L112 246H114ZM52 245H53L52 246V248H53L54 244H52ZM121 245L119 246V248H116V249L114 246L113 250L115 249V251L118 252V250H121L120 249V247H122ZM39 246L42 247L43 245H39ZM88 246L91 247L90 245H88ZM117 246L118 245H116V247ZM148 246L151 247L150 245H148ZM148 246L146 248H148ZM92 247L95 248L94 246H92ZM26 248H28V247H26ZM29 248H30V246H29ZM45 248H46V246H45ZM49 248H51V247L49 246ZM154 248L160 249L157 246ZM164 248L161 250H165ZM110 249H112V247ZM135 249H132L133 252L135 251ZM186 249L188 250V252ZM30 250H31V248L28 250V252ZM44 250L46 251V249H44ZM96 250L98 251L97 248L95 249V251ZM145 250H147V249H145ZM145 250L143 248V252ZM36 251H38V250H36ZM138 251H141V249ZM41 252L44 253V251H41ZM41 252H38V253H41ZM101 252H99V251L95 252V254L99 253L97 255L94 254L95 256L93 254H91L90 258L84 256L87 260L90 259V260H88V262L86 261L87 262L86 264H90V263L94 264L93 263L94 257H95V259L97 258L96 260H98L97 264H99V263L108 264L110 261L112 262V260H110V258L107 257V259H106V256H105L106 254L104 252H102L104 254H102ZM123 252H121V253H123ZM148 252L149 253L151 252V250H149V248H148ZM148 252H147V254H149ZM112 253H116V252H112ZM49 254H52L51 251H49ZM49 254L47 252V255H45V260L48 259L47 257ZM119 254H117V256L114 254V256L117 257V259L115 257L114 260L116 259L117 261L115 260L114 262H112V264H114L115 262H119L118 258L121 255V254L120 255ZM134 254L137 256V259H132L130 253H128L126 258L130 256L129 257L130 260L128 258L127 259L123 258L122 262L124 261V263H122V264H147L144 262V260H146V258L144 260H142V259L140 260V258H142V257H140L141 253H140V255H137V252L136 253L134 252ZM144 254H145V252H144ZM233 254H232V256H234ZM89 255H90V253H89ZM32 256H31V258H32ZM49 256L51 257V255H49ZM53 256H55V255H53ZM150 256H151V254H150ZM163 256H164V254H163ZM164 257H163V259L165 260V258H166V260H167V257H165V258ZM120 258H122V256ZM160 258H161V256H160ZM160 258L159 259L157 258V262H158V264H163V263H159L162 260ZM169 258L170 259H168V260H171V258L173 259L174 257L170 256ZM175 258H176V256H175ZM51 259L52 258H50V260ZM53 259L56 260L55 258H53ZM58 260L59 259H57L56 262L59 264L60 260L59 261ZM85 260H84V263H85ZM147 260H149L148 255H147ZM158 260H160V261H158ZM48 261H49V259H48ZM152 261H153V259L151 260V262ZM47 262H46V264H47ZM111 262L109 264H111ZM149 262H150V260H149ZM169 262H171V261H169ZM169 262H168V264H171ZM176 262H178V261H176ZM30 263H33V262L30 261ZM50 263L51 264L52 263L57 264V263H55V261H51ZM179 263H180V261H179ZM179 263H177V264H179ZM181 263H182V259H181ZM166 264H167V262H166Z\"/></svg>",
	"mask_w": 264,
	"mask_h": 264
}]
</instances>
